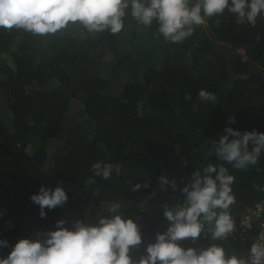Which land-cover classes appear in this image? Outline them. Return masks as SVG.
Instances as JSON below:
<instances>
[{"label": "trees", "instance_id": "1", "mask_svg": "<svg viewBox=\"0 0 264 264\" xmlns=\"http://www.w3.org/2000/svg\"><path fill=\"white\" fill-rule=\"evenodd\" d=\"M69 26L48 36L0 28V57L11 60L7 65L0 59V108L9 113L8 127L0 113V193L18 185L30 196L40 186L59 184L67 196L64 205L45 209L42 218L37 205L19 191L0 194V239L9 245L0 248V256L19 239L55 230L58 219H65V226L93 220L107 215L108 202L119 201L124 216L141 228L142 244L130 253L138 259L155 233L165 230L160 206L182 199L179 190L161 192L158 177L176 178L182 187L181 180L195 169L224 163L207 149L226 126L264 132V19L257 17L255 26L238 25L225 11L207 18L180 43L165 41L155 22L144 27L131 17L115 35ZM144 42L147 49H142ZM140 49L139 59L129 55ZM106 55L113 56V78L100 69ZM113 79L119 83L114 92ZM200 88L215 93L216 102H200ZM186 93L191 96L187 101ZM73 106H79L77 111ZM229 116L235 123H227ZM97 160L120 163L121 175L87 183ZM225 167L235 177L230 206L235 224L263 198L264 152L245 169ZM145 182L147 188L132 191V185ZM152 191L156 195L149 198ZM145 200L147 209L138 208ZM253 240L241 243L227 236L179 243L197 248L217 243L226 253L242 256Z\"/></svg>", "mask_w": 264, "mask_h": 264}, {"label": "clouds", "instance_id": "2", "mask_svg": "<svg viewBox=\"0 0 264 264\" xmlns=\"http://www.w3.org/2000/svg\"><path fill=\"white\" fill-rule=\"evenodd\" d=\"M225 11L234 15L236 24L255 26L257 17L264 19V0H0V28L48 36L73 24L88 34L115 35L125 30V20L131 17L144 27L155 22L165 41L180 43L192 36L197 26L205 25L207 18L219 17ZM197 97L200 102L217 100L215 93L203 88ZM190 98L189 93L184 95V100ZM227 123H235L234 117L229 116ZM223 133L210 142L207 151L224 163L209 162L195 169L186 181L181 180L182 187L176 178L158 177L161 192L179 190L182 199L160 206L167 227L155 233L138 259L130 253L142 244L140 225L124 216L121 202L111 201L103 210L107 215L88 221L76 219L70 226H65V219H58L55 230L38 231L35 239H19L7 255L0 256V264H264V240L251 243L247 257L228 254L217 243L199 248L179 243L187 240L194 244L203 237L222 241L234 230L230 206L235 203L231 187L235 177L225 164L233 169L255 165L264 152V132H241L226 126ZM90 169L89 184L96 177L106 180L121 175L122 165L97 160ZM141 187L147 188L148 183H136L132 191ZM155 195L152 191L149 198ZM30 199L44 217L45 209L64 205L67 196L57 184L54 188L40 186ZM146 204V200L141 201L137 207ZM4 247H9L8 242L0 239V248Z\"/></svg>", "mask_w": 264, "mask_h": 264}, {"label": "built area", "instance_id": "3", "mask_svg": "<svg viewBox=\"0 0 264 264\" xmlns=\"http://www.w3.org/2000/svg\"><path fill=\"white\" fill-rule=\"evenodd\" d=\"M261 191L263 198L246 208L239 221L234 224L233 232L228 235L231 241L245 243L251 237L254 238L252 242L264 240V187ZM251 233L252 235L249 236ZM247 255L248 251L242 256L247 257Z\"/></svg>", "mask_w": 264, "mask_h": 264}, {"label": "rangeland", "instance_id": "4", "mask_svg": "<svg viewBox=\"0 0 264 264\" xmlns=\"http://www.w3.org/2000/svg\"><path fill=\"white\" fill-rule=\"evenodd\" d=\"M70 25H72V24H70ZM69 28L71 29V27L69 26ZM72 30V29H71ZM153 38V42H154V44L158 41V38H157V36H155L154 35V37H152ZM145 43V42H144ZM145 45V48H142V49H147V45H146V43L144 44ZM154 46V45H153ZM142 49H140V51H138L137 52V54L136 53H134L133 52V50L131 51V52H129V55H131L132 57H137L138 59H139V55L141 54V53H143V51H142ZM150 49H152L153 51H154V53L156 54V53H159V50H157V49H153L152 47L150 48ZM237 52H239L240 54H243V50L242 49H238L237 50ZM137 55V56H136ZM146 55L144 54V57H145ZM112 57L113 56H111V55H106V56H104L103 57V59L100 61V69H102L103 70V74L107 77V78H110V77H112L113 78V74L110 76V73H109V69L110 68H113V66H109V65H111L110 63H111V60H112ZM0 59H1V61H3L4 63H6L7 65H11V60L9 59V56H7L6 54H4V55H2L1 57H0ZM114 73H118L117 71H114ZM119 74H117V76H118ZM116 76V75H115ZM119 78V77H118ZM112 81H115L114 79L112 80ZM114 84L115 85H113V87H112V91L114 92L115 91V89H117V88H119L117 85L119 84L118 83V81H115L114 82ZM78 107L79 106H73L72 107V109L71 110H74V111H77V109H78ZM0 113H2L3 115H2V122H3V124H4V126L5 127H8L9 126V120H8V116H9V113L7 112V110L5 109V108H3L2 110H1V108H0ZM145 209H147V207H144ZM166 226H167V221H165L164 223H162V225H161V227L163 228V229H165L166 228Z\"/></svg>", "mask_w": 264, "mask_h": 264}, {"label": "water", "instance_id": "5", "mask_svg": "<svg viewBox=\"0 0 264 264\" xmlns=\"http://www.w3.org/2000/svg\"><path fill=\"white\" fill-rule=\"evenodd\" d=\"M13 191H19L20 193L24 194V196H25L29 201H31L30 196H28V195L25 193V191H24L20 186H18V185H13V186H11L10 188H8L6 191H4L3 193H0V194L4 195V194H7V193H10V192H13ZM31 202H32V201H31ZM32 203H33V202H32ZM34 204H35V203H34ZM37 209H38V211H40L38 205H37ZM42 218H43V217H42Z\"/></svg>", "mask_w": 264, "mask_h": 264}]
</instances>
